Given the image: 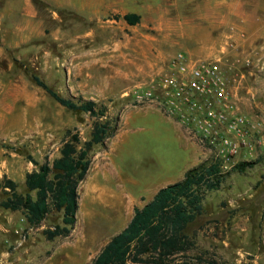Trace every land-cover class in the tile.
I'll list each match as a JSON object with an SVG mask.
<instances>
[{
    "label": "rangeland",
    "instance_id": "374dc122",
    "mask_svg": "<svg viewBox=\"0 0 264 264\" xmlns=\"http://www.w3.org/2000/svg\"><path fill=\"white\" fill-rule=\"evenodd\" d=\"M32 1L42 27L0 57V202L8 196L4 179L26 192L32 160L52 163L68 131L79 133L83 143L97 120L60 104L34 75L63 97L108 105L119 129L90 152L68 236L44 234L63 224L62 211L52 210L31 226L22 211L0 205V264H92L137 207L161 186L182 180L191 166L193 150L179 125L127 92L165 75L179 51L213 59L226 58L225 49L233 59L252 58L250 65L239 64L234 84L242 108L264 124V0H156L151 9L145 4L155 0H126L109 15L91 17L75 14L69 0ZM133 10L142 12L136 25L124 18ZM200 151L198 165L213 162ZM244 162L249 164L242 167ZM221 170L224 182L207 192L203 212L186 230L196 246L179 258L264 264V150ZM100 188L119 197L101 198Z\"/></svg>",
    "mask_w": 264,
    "mask_h": 264
},
{
    "label": "trees",
    "instance_id": "16d2710c",
    "mask_svg": "<svg viewBox=\"0 0 264 264\" xmlns=\"http://www.w3.org/2000/svg\"><path fill=\"white\" fill-rule=\"evenodd\" d=\"M124 18L136 25L142 15L128 13ZM34 80L60 104L97 119L90 139L83 143L79 133L68 131L60 155L52 163L32 160L35 168L26 174V192L19 191L16 181L4 179L2 187L8 189V196L0 202L1 207L22 211L31 226H39L52 210L62 211L63 224L44 230L48 239H54L71 233L79 209L78 187L91 166L90 152L114 137L119 124L111 118L108 105L63 97L39 76L34 75ZM225 176L216 162L189 169L182 180L161 188L145 206L137 207L129 225L106 244L92 264H201L179 255L196 246L186 230L203 212L207 192L219 189ZM206 264L220 262L211 259Z\"/></svg>",
    "mask_w": 264,
    "mask_h": 264
},
{
    "label": "built area",
    "instance_id": "2783aa9c",
    "mask_svg": "<svg viewBox=\"0 0 264 264\" xmlns=\"http://www.w3.org/2000/svg\"><path fill=\"white\" fill-rule=\"evenodd\" d=\"M223 52L226 58L203 59L179 51L165 75L126 94L156 107L213 162L228 167L264 150V124L244 112L234 84L239 64L250 65L252 58Z\"/></svg>",
    "mask_w": 264,
    "mask_h": 264
},
{
    "label": "crops",
    "instance_id": "0c3cea01",
    "mask_svg": "<svg viewBox=\"0 0 264 264\" xmlns=\"http://www.w3.org/2000/svg\"><path fill=\"white\" fill-rule=\"evenodd\" d=\"M125 2L126 0H69L68 7L72 9L75 14L91 17L95 15H109L111 9H120L121 5H125ZM156 5V0L155 4L149 1L148 4H145V8L151 9L153 6L156 7ZM137 6L140 8L143 7L141 4ZM232 9L231 5L230 12H232ZM128 13L142 14L139 10L129 11L125 14ZM39 17L38 9L32 0H0V57L6 56L7 49L18 48L21 44V40L31 39L33 37L32 33L39 31V26L42 27V20H40ZM243 110L247 113L244 108ZM176 124L179 125L178 123ZM183 134L185 135L184 132ZM186 138L190 141L189 146H191L193 151L190 154L191 166L186 169L184 172L185 175L189 169L199 164L202 154L198 145L192 142L187 136ZM163 187L164 186H161V188Z\"/></svg>",
    "mask_w": 264,
    "mask_h": 264
},
{
    "label": "bare ground",
    "instance_id": "6f19581e",
    "mask_svg": "<svg viewBox=\"0 0 264 264\" xmlns=\"http://www.w3.org/2000/svg\"><path fill=\"white\" fill-rule=\"evenodd\" d=\"M91 186V185H90ZM99 197H101V198H104V197H106V198H117V197H119V195H118V193L117 194H112V192L110 191H108V189L106 190L105 188H100V190H99ZM95 199V198H94ZM117 205V204H116ZM115 205V206H116ZM104 206V205H103ZM108 206V205H107ZM114 206V205H113ZM114 206V207H115ZM110 208V207H109ZM110 209H112V208H110ZM110 209H108L109 211H111ZM103 211V210H102ZM101 211V212H102ZM92 212V211H91ZM105 212V211H104ZM118 212V211H117ZM94 215V214H93ZM102 215V214H101ZM122 215V214H121ZM88 216H89V214H88ZM92 217V213H91V216H90V218ZM93 218H95V217H92V219ZM120 218V217H119ZM89 220V219H88ZM114 220H116V219H114ZM92 221H91V219H90V222L89 223H91ZM109 222V221H108ZM87 224V223H86ZM93 228V227H92ZM93 233V232H92Z\"/></svg>",
    "mask_w": 264,
    "mask_h": 264
}]
</instances>
